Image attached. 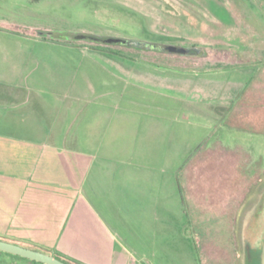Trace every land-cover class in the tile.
I'll return each instance as SVG.
<instances>
[{"label":"rangeland","instance_id":"obj_1","mask_svg":"<svg viewBox=\"0 0 264 264\" xmlns=\"http://www.w3.org/2000/svg\"><path fill=\"white\" fill-rule=\"evenodd\" d=\"M86 34L176 50L79 38ZM11 94L17 104L0 108L4 134L23 136L19 128L34 122L39 100L47 109L84 112L74 127L82 128L81 134L101 126L104 142L130 151L106 174L115 171L111 166L124 175L142 174L150 165L158 177H176L183 214L176 212L165 235L157 224L154 252L146 242H133V236L145 235L142 228L114 227L107 219V230L122 239L133 262L143 257L135 264H244L239 223L234 251L229 244L228 204L244 203L239 221L258 201L264 159L260 164L259 159H237L235 165L228 147L244 145L243 137L245 145H264V0H0V97L10 102ZM26 113L30 118L25 120ZM6 154L31 171L24 181H12L20 176L16 172L0 178V231L6 218L19 225L25 216L32 221L25 223L31 235L49 246L43 247L76 262L74 256L88 257L96 235L84 214H90L84 212L89 192L84 176L99 173L98 160L92 159L88 170L83 161L59 163L60 178L75 168V182L58 179L52 187L49 177L37 190L39 167L50 172L54 159H39L35 150L18 143ZM249 164L251 171L245 173L252 176L251 189L242 179ZM131 180L124 179L125 189L127 183H139ZM5 191L20 205L17 213H9L3 203ZM254 225L263 236L264 217Z\"/></svg>","mask_w":264,"mask_h":264},{"label":"crops","instance_id":"obj_2","mask_svg":"<svg viewBox=\"0 0 264 264\" xmlns=\"http://www.w3.org/2000/svg\"><path fill=\"white\" fill-rule=\"evenodd\" d=\"M14 97L15 96L11 94L9 97L10 99L8 98L11 100L10 102L5 100L7 97H0V103L2 102L0 108L10 110L13 105L17 104L12 101L15 100ZM20 104L22 105L23 103L19 102L18 105ZM24 104H28L27 99H25ZM37 106V110L33 111L31 115L34 116V122L19 128L21 132H25L23 136L6 135L4 134V132H6V127L0 125V178H8V175L16 172L20 174V176H16L12 181L19 182V179H23L24 181V176L26 177L31 171V167H21V164L24 165V163L12 161L8 158L6 154L7 148L17 143L35 150L39 159H54L52 161L53 167L50 172H48V168L39 167L42 174L40 173L41 175L37 177V174H39L38 168L35 169L37 179L34 181L33 188L37 190L42 189L41 187L43 186L41 183L49 177L48 180L51 181L50 185H52V187L60 179H65L68 185L75 182V168L73 172L68 168L67 172L63 169L65 173L62 178H60L61 175H58L60 171L57 169L59 166H56L59 165V163L65 164L66 161L71 159L74 162H79V164L83 161V169L88 170L92 159H95V161L98 160L97 163L100 166L96 167V170H99V173L92 176L90 174L84 176L85 180H89V192L83 199L85 204L84 212L88 210L90 213L89 215L87 212V214H84L89 217V220L92 222L90 223V227H92V231L95 232V240L92 242L93 247L88 257L74 256L73 259L77 260L79 264L141 263L140 261L143 260V257L138 258V262H133L134 259L129 254L128 248H124L122 239L115 234L116 232L112 228L110 231L107 230L110 228L107 219L113 222L114 227L142 228L145 235H142V237H139V235L133 236V242L135 244H144L146 242L149 244L148 251L150 252L152 247L155 251L157 224L160 226V233L162 232L163 235H165L164 233H166L173 220L172 217L177 215L176 212H179V216L183 214V201L181 193L177 188L176 177L173 175L158 177L154 172L155 169L150 165L148 169H146L147 171L142 174L124 175V173L121 172V168H114V166H111V170H115L116 172L111 171V173L106 174L105 170L109 168V165H114V163L123 164L125 157L128 158L129 154H131L129 150L124 149L125 146L118 143L104 142V139L100 137L103 132L101 126H97L96 128L89 127L87 131L85 129L83 134H81L82 128L77 126L76 128L74 127L76 122L78 123V120L80 124V117L83 116L84 112L79 111L76 113L71 112L69 109L61 112L58 107H50L47 109L43 101L40 102L39 100ZM53 108L55 109L52 110ZM0 112H2L1 109ZM0 116H2V114H0ZM29 116L30 115L26 113L23 117L26 120L30 118ZM98 116L101 117L102 114L99 113ZM237 131L245 135L249 132L242 128H238ZM71 134H73V136H71ZM232 138L235 139L233 136ZM243 139L244 145L240 142V144L236 142L229 144V158L235 159V165H237L239 159H259L257 163L260 164L262 162L261 159H264V151L262 152L264 145L262 143H256V147L253 148L252 145H245V137H243ZM254 150L257 151V155L254 154L253 157ZM57 160H59L58 163ZM177 161L180 163L182 159H177ZM251 166L252 165L249 164L247 169H244V177L242 178L244 184L247 180L248 189H251L252 176L249 174L247 175L245 172L249 173L252 168ZM236 169L237 167H235V170ZM108 178H110V183L105 180ZM124 179L125 181H130L132 179L133 181H139V183L134 187L127 183V188L125 189ZM259 180L261 181V179ZM141 181L142 184L140 183ZM247 194L250 195V192ZM4 195L5 199L3 203L9 208V213H17L18 210H20V205L14 203L9 197L10 194L8 191H5ZM228 205L230 207L232 206V218L228 225L226 224V227L229 230V244L231 250L234 251V229L237 223L240 224L238 216H240L239 213L244 203L241 206V204H238V200H232ZM24 217L25 216L21 217L22 222L19 225L16 220H9L6 218L5 230L0 231V236L31 245H41L39 247L48 250V248L43 247H49L45 241H37L38 237L31 235L30 229H27L25 223H30L32 221H25ZM113 225H111V227H113ZM121 250H124V252L122 253ZM149 252L148 255L150 254ZM52 253L56 254L55 252Z\"/></svg>","mask_w":264,"mask_h":264},{"label":"water","instance_id":"obj_3","mask_svg":"<svg viewBox=\"0 0 264 264\" xmlns=\"http://www.w3.org/2000/svg\"><path fill=\"white\" fill-rule=\"evenodd\" d=\"M79 38H86L92 41H103V42L109 41L114 43L121 42L127 46L153 49V50L163 49L162 47H158L156 45L149 44L147 42H141L136 40L108 39L106 37L103 38L101 36L92 35V34L79 35ZM164 49L169 52H173L176 50L174 47H166ZM0 252L16 255L41 264H67L62 260L56 258L54 255L39 250L26 248L18 244L6 242L3 240H0ZM244 264H264V234L259 248H252L249 244H245Z\"/></svg>","mask_w":264,"mask_h":264},{"label":"flooded vegetation","instance_id":"obj_4","mask_svg":"<svg viewBox=\"0 0 264 264\" xmlns=\"http://www.w3.org/2000/svg\"><path fill=\"white\" fill-rule=\"evenodd\" d=\"M264 217V189L258 201L251 204L249 209L242 214L240 219L241 235L243 236L244 246L249 244L252 248H259L262 237L259 231L255 230V223Z\"/></svg>","mask_w":264,"mask_h":264},{"label":"trees","instance_id":"obj_5","mask_svg":"<svg viewBox=\"0 0 264 264\" xmlns=\"http://www.w3.org/2000/svg\"><path fill=\"white\" fill-rule=\"evenodd\" d=\"M101 37H106L108 39H121V40H131V39H122V38H117V37H113V36H101ZM96 42V41H94ZM98 42H101L103 44H107V45H124V46H127L123 43H114V42H103V41H98ZM149 44H152V43H149ZM153 45H156L158 47H162L163 49L159 50V49H156L157 51H160V52H164L166 51L164 48L163 45H160V44H153ZM132 47V46H130ZM135 48H138V47H135ZM140 49H146V48H140ZM189 52L191 54H193L195 52L194 49H189ZM0 240H3V241H6V242H11V243H14V244H18L20 246H23V247H26V248H30V249H34V250H39V251H42V252H46L48 254H51V255H54L56 258L62 260L63 262L67 263V264H79L78 262L76 261H73L71 259H68L66 257H61L57 254H54L50 251H48L47 249H44V248H41L39 246H36V245H31V244H27V243H23V242H18V241H15V240H12V239H9V238H6V237H3V236H0ZM0 264H41V263H38V262H35V261H31V260H28V259H25V258H22V257H19V256H16V255H11V254H8V253H4V252H0Z\"/></svg>","mask_w":264,"mask_h":264}]
</instances>
